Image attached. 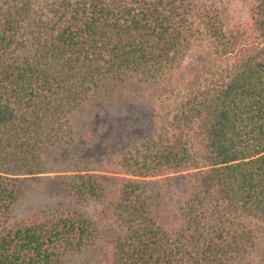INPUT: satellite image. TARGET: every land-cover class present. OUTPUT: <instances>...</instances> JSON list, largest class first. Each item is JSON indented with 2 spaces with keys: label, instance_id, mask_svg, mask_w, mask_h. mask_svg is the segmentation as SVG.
I'll list each match as a JSON object with an SVG mask.
<instances>
[{
  "label": "trees",
  "instance_id": "16d2710c",
  "mask_svg": "<svg viewBox=\"0 0 264 264\" xmlns=\"http://www.w3.org/2000/svg\"><path fill=\"white\" fill-rule=\"evenodd\" d=\"M144 89L111 163L59 170L63 200L17 220L73 113ZM77 254L264 264V0H0V264Z\"/></svg>",
  "mask_w": 264,
  "mask_h": 264
},
{
  "label": "rangeland",
  "instance_id": "374dc122",
  "mask_svg": "<svg viewBox=\"0 0 264 264\" xmlns=\"http://www.w3.org/2000/svg\"><path fill=\"white\" fill-rule=\"evenodd\" d=\"M229 14L233 17H244V3L235 1L230 5ZM152 100L151 93L144 89L143 94L139 95L138 98L131 97L128 101H123L121 98L109 99L101 96L90 100L77 109L71 116L75 144L58 148L54 157L45 160V172L41 174V178L28 180L25 195L15 208V218L17 220L26 218L35 210L53 207L63 200L64 192L60 189L56 179L57 175L63 174L58 172L59 170L73 166L74 163H79L81 166L88 164L87 166L92 168L111 163V160L105 157L108 148L102 152L98 146H104L103 149L107 146L106 144L117 146V141L126 134L122 129H124L128 118H132L131 113L135 114L137 112L139 117L143 119V106L144 104L149 105ZM99 121L106 125L111 124L112 129L108 127L105 133L102 130L99 134L101 136L100 143L95 145L92 133L94 128L100 124ZM88 143L90 146H87ZM77 144L82 147L78 149L75 146ZM65 151H69V156L63 155ZM84 209L92 215L97 206L90 203L85 205ZM63 264L102 263L94 255L77 254L66 256Z\"/></svg>",
  "mask_w": 264,
  "mask_h": 264
}]
</instances>
